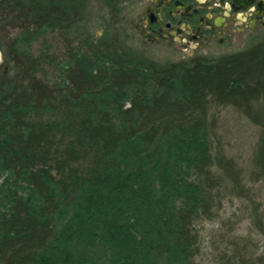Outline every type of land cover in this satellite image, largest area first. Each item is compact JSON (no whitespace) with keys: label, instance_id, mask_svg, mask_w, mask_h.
<instances>
[{"label":"trees","instance_id":"1","mask_svg":"<svg viewBox=\"0 0 264 264\" xmlns=\"http://www.w3.org/2000/svg\"><path fill=\"white\" fill-rule=\"evenodd\" d=\"M102 1L118 22L131 0ZM89 2L0 0V48L11 49L14 63L0 77V264H121L100 213L82 230L66 226L65 240L60 219L66 209L80 212L85 192L116 201L140 192L147 167L165 177L158 194L170 182L171 196L180 197L163 229L158 209L140 203L145 228L134 219L132 229L145 237L132 233V242L148 247L155 264H202L200 223L213 220L228 196L251 192L218 144V109L234 108L260 128L254 166L264 182V35L226 55L158 65L96 38ZM55 34L67 55V85L46 73ZM23 35L39 42L37 50L17 48ZM263 219H255L262 232ZM232 244L219 264H264L246 244Z\"/></svg>","mask_w":264,"mask_h":264},{"label":"rangeland","instance_id":"2","mask_svg":"<svg viewBox=\"0 0 264 264\" xmlns=\"http://www.w3.org/2000/svg\"><path fill=\"white\" fill-rule=\"evenodd\" d=\"M151 2L152 0H131L124 3L122 5V14L117 22L113 20L112 8L102 0H90L87 13L92 33L98 39H107L118 49L132 47L139 54H146L149 59H152L158 65L188 61L198 56H222L247 47V44H243L241 48L236 49L227 46L222 49L193 50L169 41L152 44L142 32L145 30L143 29L142 17ZM138 26L141 29H138ZM263 35L264 30L262 34L258 35V38L263 37ZM57 37L56 34L48 37L53 48L50 52L48 60L50 64L46 73L49 82L57 85H67L66 70L69 66L66 60L67 55L62 44H58ZM26 38L27 35L20 37L17 48L25 50L30 49L34 45V50H37L39 42L34 43V40H29V37L26 40ZM42 41L43 39L40 42ZM10 51L9 47L0 48L1 78L9 77L13 73L14 63L12 62ZM215 114L219 118L218 134L220 138L218 144L227 156L236 161L238 168L242 172L245 184L251 189V192L247 194V198L228 196L222 206L215 209L213 220L200 223L202 249L199 259L202 264H219L221 252L226 251L227 253L226 247L230 249L228 252H231L234 247L232 243H236L239 245L246 244L250 255L264 261V232L258 228L255 220L257 216L264 217V182L256 178L258 171L254 166V156L260 138V128L231 107L220 108ZM124 156H126V153L122 155V157ZM146 169L144 178L147 181L150 180L149 183H145L144 187L142 185L140 192L132 193L130 191L129 193L131 194L125 193L126 195L119 201H116L109 192H103L101 196H91L90 193H83L84 200L80 204V212L77 213L66 209L63 218L60 219L61 239L65 240L71 236V233L67 232L70 228L66 226L74 228L77 225L82 230L85 222L94 216L93 213H100L102 216L101 222L103 221L111 230L107 243L112 248L116 247L117 261L119 259L121 264H155L149 248L145 247L142 242H138L139 245L135 244L136 241L132 242L129 236L135 233L132 229L135 223L134 219H137L136 222L141 220L137 207L141 203L147 205L149 209H158L160 214L163 215L161 228H167L169 225H167L166 212L170 215L169 210L174 206L177 196L180 197V193L178 191V195L175 194L172 197L171 190L174 189L168 186L170 185V182H168L165 191L158 194L157 192H160V189L166 183L165 177H163L162 173L158 175L151 168L147 167ZM1 180L3 181V179ZM172 192L173 194L175 193V191ZM113 223H116L124 231L120 232V228V231L117 232ZM140 225H142L143 229L145 228L141 222ZM260 227L264 229V224ZM143 233L145 237L144 231L135 233L137 241H143L141 239ZM95 239L97 240L98 237H95ZM85 241H88L89 244L92 243L88 237L85 238ZM60 262H63V260ZM53 263L58 264L57 261ZM63 264L85 263L80 259L76 262L68 261Z\"/></svg>","mask_w":264,"mask_h":264},{"label":"flooded vegetation","instance_id":"3","mask_svg":"<svg viewBox=\"0 0 264 264\" xmlns=\"http://www.w3.org/2000/svg\"><path fill=\"white\" fill-rule=\"evenodd\" d=\"M142 21L143 35L152 44L236 49L263 33L264 0H152Z\"/></svg>","mask_w":264,"mask_h":264},{"label":"bare ground","instance_id":"4","mask_svg":"<svg viewBox=\"0 0 264 264\" xmlns=\"http://www.w3.org/2000/svg\"><path fill=\"white\" fill-rule=\"evenodd\" d=\"M0 59H1V53H0Z\"/></svg>","mask_w":264,"mask_h":264},{"label":"water","instance_id":"5","mask_svg":"<svg viewBox=\"0 0 264 264\" xmlns=\"http://www.w3.org/2000/svg\"><path fill=\"white\" fill-rule=\"evenodd\" d=\"M1 60V59H0Z\"/></svg>","mask_w":264,"mask_h":264}]
</instances>
